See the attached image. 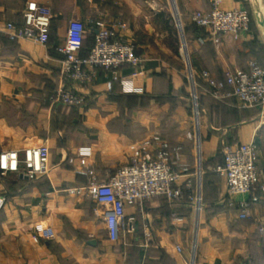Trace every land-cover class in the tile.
Returning a JSON list of instances; mask_svg holds the SVG:
<instances>
[{"label":"crops","instance_id":"0c3cea01","mask_svg":"<svg viewBox=\"0 0 264 264\" xmlns=\"http://www.w3.org/2000/svg\"><path fill=\"white\" fill-rule=\"evenodd\" d=\"M28 1L49 14V41L44 46L0 32V153L23 155L26 147L45 145L50 166L39 175L24 166L0 169V264H189L194 249L197 264H264V192L241 219L237 204L228 202L226 176L216 169L225 145L254 141L259 185L264 182V110L202 91L193 132L186 97L190 69L224 80L227 68L264 65V20L257 19H264V0H224V8H245L252 22L248 35H223L219 43L193 23L194 12L209 9V0H174L176 24L166 0H0V23L23 25ZM99 17L127 23L122 34L141 63L100 67L84 84L64 82L57 47L65 43L70 20L81 19L89 29ZM94 40L88 30L83 50ZM114 74L132 75V89ZM63 83L86 97L83 106L51 100ZM154 136L182 145L190 174L201 169L200 178L192 176L201 209L192 192L180 201L126 203L124 225L112 240L104 205L76 190L93 177L107 179ZM82 146L91 147L89 156L80 154ZM36 225L54 235L38 234Z\"/></svg>","mask_w":264,"mask_h":264},{"label":"built area","instance_id":"2783aa9c","mask_svg":"<svg viewBox=\"0 0 264 264\" xmlns=\"http://www.w3.org/2000/svg\"><path fill=\"white\" fill-rule=\"evenodd\" d=\"M174 2V0H172ZM224 0H209V9H197L193 14V22L204 28L209 37L219 43L223 35H231L241 39L251 30L252 18L245 8H224ZM175 5V4H174ZM25 23L17 25L8 22L0 23V32H6L13 38H29L46 46L49 41V14L43 11L36 1H28L23 11ZM127 23L121 20L107 22L97 18L92 27L81 19L70 20L65 43L57 47L62 53L61 73L64 82L73 81L87 83L94 79L97 69H118L124 64L138 65L142 56L137 54L135 45L122 34ZM90 30L94 32L95 40L89 53L81 55L84 35ZM190 81L196 92V77L202 80L207 94L217 99L237 97L242 105L260 106L264 110V65L251 61L248 69L227 68L225 79L219 80L209 71H202L200 76L190 69ZM132 75L119 76L114 79L131 87ZM112 87V81L108 82ZM197 96L193 94L195 110L198 105ZM51 100L57 103L83 106L86 97L65 83L58 86ZM157 143V146H154ZM91 147H80V154L87 157ZM223 161L216 169L226 176L230 205L238 207L241 219L250 216V212L264 192V182L259 185L260 172L257 168L258 145L256 142H238L227 144L223 148ZM21 166L28 169L31 175L44 174L50 166V149L45 145L26 147L21 155L18 150H8L0 153V169L18 171ZM91 172V171H90ZM190 166L182 159V145L172 144L158 136L143 143L140 149L129 161L118 167L113 174L103 181H97L93 175L91 182L84 188L76 190L86 192L102 203L105 207V221L110 239L117 240L124 225L126 203H135L142 207L145 200L164 196L171 201H180L186 192H192L197 210L201 209L199 193L192 191V176L200 178L201 169L190 174ZM1 203V201H0ZM35 230L44 237H52L51 228L36 225ZM264 232V225L261 227ZM178 250L182 248L178 246ZM189 264L196 263L194 249Z\"/></svg>","mask_w":264,"mask_h":264},{"label":"rangeland","instance_id":"374dc122","mask_svg":"<svg viewBox=\"0 0 264 264\" xmlns=\"http://www.w3.org/2000/svg\"><path fill=\"white\" fill-rule=\"evenodd\" d=\"M167 3H168V16H170V19H172L174 21V24H176V20H175V9H174V2L172 0H166ZM105 18V17H104ZM179 31L177 30V33ZM171 35L169 34L168 37H170ZM195 73V71H194ZM197 74V73H196ZM187 88H188V93H187V106H188V115H189V121H190V127H191V130H193V132L195 131V128H196V124H195V121L197 119V116L199 115V101H200V96H201V92L204 91V88H203V85H202V81L200 79H198L196 77V92L193 91L194 87L191 85V81H190V75H188V78H187ZM195 93V96H197L196 98V101H197V105H198V108H197V111L195 110V103H194V100H193V94ZM206 93V92H205ZM207 94V93H206ZM210 95V94H208ZM172 100V99H171ZM170 104L171 103H174V102H170L168 101ZM133 103L132 100H130V104ZM157 103H159L157 101ZM77 107H80V106H77ZM171 107H172V104H171ZM175 111V109H168L167 111H165V113H168V116L166 117V119H164L162 121V124L163 122H165V120L169 121V114L170 112H173ZM164 115H163V111H162V116L160 118H163ZM160 120V119H159Z\"/></svg>","mask_w":264,"mask_h":264},{"label":"trees","instance_id":"16d2710c","mask_svg":"<svg viewBox=\"0 0 264 264\" xmlns=\"http://www.w3.org/2000/svg\"><path fill=\"white\" fill-rule=\"evenodd\" d=\"M193 23H194V22H193ZM194 26H197V25L194 23ZM197 28L199 29L198 26H197ZM92 34H93V37H94V39H95L94 32H92ZM86 36H87V33L84 35L83 47H82V50H81V54H82L83 56L87 55V54L89 53L91 47L93 46V45H91V47H90L87 51H84V50H83V49H84V43H85ZM70 106H73V105H70ZM74 107H77V106H74ZM222 161H223V160H222ZM222 161H221V163H222ZM159 197H164V196H159ZM164 198H166V197H164Z\"/></svg>","mask_w":264,"mask_h":264},{"label":"water","instance_id":"95a60500","mask_svg":"<svg viewBox=\"0 0 264 264\" xmlns=\"http://www.w3.org/2000/svg\"><path fill=\"white\" fill-rule=\"evenodd\" d=\"M257 19L262 22L264 19H263V16L261 14L257 15Z\"/></svg>","mask_w":264,"mask_h":264}]
</instances>
